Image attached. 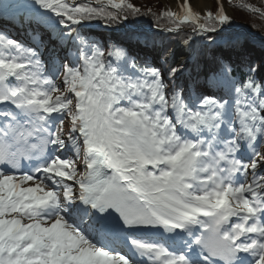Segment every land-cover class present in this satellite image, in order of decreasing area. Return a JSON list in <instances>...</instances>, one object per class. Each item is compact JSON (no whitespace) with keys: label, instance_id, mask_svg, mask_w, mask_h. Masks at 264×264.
I'll return each instance as SVG.
<instances>
[{"label":"snow or ice","instance_id":"6c2138e0","mask_svg":"<svg viewBox=\"0 0 264 264\" xmlns=\"http://www.w3.org/2000/svg\"><path fill=\"white\" fill-rule=\"evenodd\" d=\"M197 2L183 0L193 19ZM15 5L26 39L0 28V264H136L121 238L138 264H264V56L225 31L223 6L194 30L207 43L178 53L159 29L105 50L76 28L97 10L60 0H0V17ZM143 229L160 241L128 235Z\"/></svg>","mask_w":264,"mask_h":264},{"label":"trees","instance_id":"16d2710c","mask_svg":"<svg viewBox=\"0 0 264 264\" xmlns=\"http://www.w3.org/2000/svg\"><path fill=\"white\" fill-rule=\"evenodd\" d=\"M92 4L84 0H60L61 3H65L75 7H88L95 9L99 13L98 18L93 19L86 25L76 26L80 32L84 31V28L91 26L95 28V31L100 36L99 40H96L101 46L105 47L113 45L118 41L124 39L125 35L133 31H142L146 33H155L159 29L158 38L161 39L162 43L175 47H183V40L191 38L197 42V45L207 43L203 37L194 34L198 23L210 24L213 22L212 14L207 18H198L197 21L189 22L186 24L180 23L173 19V17L163 13L161 5L158 1L152 2V5L143 9L151 0H127L123 2L118 12L111 10L108 4H103V0H91ZM227 7L231 11V24L227 26L228 33L241 34L244 36L249 43V54L254 59H259L264 56V41L258 44L256 41L248 36L259 35L264 38V0H224ZM132 7L129 8L128 6ZM109 6V7H108ZM140 6V7H139ZM215 8V7H214ZM133 9L138 10L137 14L129 15L127 20L123 19V14L132 12ZM147 14L150 17H147ZM46 15L51 16L50 13ZM112 15H118L116 23L112 24L111 27L105 26V20ZM55 22V18H53ZM114 30V39L108 38L104 33L107 30ZM131 29V30H129ZM146 30H151L147 32ZM169 30H176V32H170ZM245 31V32H244Z\"/></svg>","mask_w":264,"mask_h":264},{"label":"rangeland","instance_id":"374dc122","mask_svg":"<svg viewBox=\"0 0 264 264\" xmlns=\"http://www.w3.org/2000/svg\"><path fill=\"white\" fill-rule=\"evenodd\" d=\"M103 1H104L103 4H108L110 6V8H115L116 11H117V8H119L123 2L126 3L127 0H103ZM154 1L155 0H151L148 3V5H146L145 7L144 6L143 7L139 6V7L145 9L148 6L152 5V2H154ZM156 1H158L160 3L163 13H166V14L168 12L174 13V15H172L171 17H173V19H175L178 22L181 21L180 23H183V24H186V23H189V22H194L195 23L197 21V19H193L191 17V15H187V9L183 8V0H177V1L172 0L173 2H171V0H156ZM209 1H210L211 4L209 6H207L206 9H204L203 11H199V10H196V9L193 10V11L198 13V18H207L208 16H210L209 13L212 14L213 17H216L217 14L221 11V6H223L224 14L227 15L228 17L231 16V11L227 7V5H226L224 0H209ZM214 6L217 7V9L214 8ZM20 7H21V5H15L14 7H11V8L12 9H19ZM147 17H150V15L147 14ZM2 26H4V25L2 24ZM225 30H228V28H226ZM148 32H150V31H148ZM174 32H176V30ZM82 33H90V34H92L93 39H95V40H99L100 39L99 36H98V33L95 31V28H93L91 26H87V28H84V31ZM260 43H262V41L258 42V44H260ZM177 49L182 51L183 48L179 47ZM78 164L82 168V160L78 161ZM132 260L134 262H136V264H138V261H136L134 259H132Z\"/></svg>","mask_w":264,"mask_h":264},{"label":"bare ground","instance_id":"6f19581e","mask_svg":"<svg viewBox=\"0 0 264 264\" xmlns=\"http://www.w3.org/2000/svg\"><path fill=\"white\" fill-rule=\"evenodd\" d=\"M175 1H177V0H175ZM171 2H173L172 0H171ZM189 2H190V6L192 5V0H189ZM211 3H210V1L209 0H198V2H197V4L195 5V7H193V10H199V11H203L204 9H206V7L207 6H209ZM215 7V6H214ZM10 8L11 7H8V8H6V10H5V15H4V17H0V22H2V21H16V22H18L19 23V21L18 20H16L15 19V17L16 16H18L19 15V11L18 10H15V11H10ZM216 9H217V7H215ZM182 48V47H181ZM177 52L179 53L180 52V50H178L177 49ZM123 238H121L120 240H118L117 242H116V245H115V248L117 249H123V247L122 246H124L125 245V243H124V240H122ZM155 241H160V239H161V230H160V234L159 235H157V236H155Z\"/></svg>","mask_w":264,"mask_h":264},{"label":"water","instance_id":"95a60500","mask_svg":"<svg viewBox=\"0 0 264 264\" xmlns=\"http://www.w3.org/2000/svg\"><path fill=\"white\" fill-rule=\"evenodd\" d=\"M86 2H89V3H91L92 4V1H90V0H87ZM114 12H117L116 11V9L115 8H111ZM179 22H181V21H179ZM147 32L148 31H151V30H146ZM171 32H174L175 30H170Z\"/></svg>","mask_w":264,"mask_h":264}]
</instances>
